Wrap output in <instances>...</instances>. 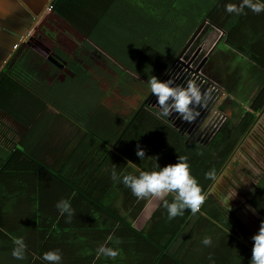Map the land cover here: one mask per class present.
<instances>
[{
  "label": "crops",
  "instance_id": "1",
  "mask_svg": "<svg viewBox=\"0 0 264 264\" xmlns=\"http://www.w3.org/2000/svg\"><path fill=\"white\" fill-rule=\"evenodd\" d=\"M49 1L0 0V264H49L43 254L57 250L59 264H250L251 237L264 221V11L245 8L237 15L227 12L225 5L242 0H216L215 22H203L215 37L208 51L222 39L231 53V59L225 54L223 65L235 75L232 80L218 75L229 105L238 107V95L249 89L243 111L235 116L248 111L257 117L222 162L213 154L239 117L217 142L213 137L205 142L187 138L182 127L165 123L152 109L144 108L138 115L133 111L126 120L121 110L102 103L93 117L86 112L78 120L44 100L36 84L46 86L62 80L63 74L71 76L51 47L69 54L77 47L56 27L57 23L69 32L51 15ZM41 23L54 24L48 28L55 31L57 44L46 30H37ZM226 37L248 55L227 45ZM47 55L63 67H56ZM234 55L241 59L235 67ZM89 63L80 61L85 68ZM240 67L243 79L234 80ZM248 84L250 88L242 87ZM65 91L71 99L72 92ZM259 91L262 95L257 96ZM253 105L259 110L253 112ZM138 148L145 158L136 155ZM178 156L188 157L190 173L206 195L195 215L185 209L169 219L162 201L137 199L121 179H112L114 168L118 176L134 171L129 161L152 171L158 170L156 163L161 168L176 163ZM213 169L217 179H207L205 173ZM166 199L172 202L173 196ZM61 200L69 202L71 218L56 207ZM21 237L25 257L16 259L13 241ZM205 237L211 238V245L202 243ZM100 245L119 255H98Z\"/></svg>",
  "mask_w": 264,
  "mask_h": 264
},
{
  "label": "trees",
  "instance_id": "2",
  "mask_svg": "<svg viewBox=\"0 0 264 264\" xmlns=\"http://www.w3.org/2000/svg\"><path fill=\"white\" fill-rule=\"evenodd\" d=\"M215 6L216 0H50L51 15L65 23L69 32L62 30V25L56 23L57 28L62 32L66 31L72 40V34L78 36L79 43L82 44L77 45L72 54L65 53L58 47H51L52 53L59 61L66 63L65 67L71 74H63L62 87L72 92L70 100L74 101L76 97L73 94L87 83L91 89L88 101H93V106L102 108L101 97L103 92L108 91L102 92L90 69L80 64L82 60L90 61L87 59L89 55L97 53L110 62L105 67L114 72L117 77L115 84L119 86L124 87L123 77L129 74L145 83L151 76L160 80L195 29L204 21L207 24L215 22ZM225 43L248 55L247 52L240 51L238 45L230 42L227 37ZM80 50H84L85 55L79 54ZM14 67L19 68L17 63ZM9 75L16 78L12 72ZM56 81L58 80H52L46 86L36 84L37 92L42 91L40 96L63 113L70 112L73 118L84 119L83 113L78 114L73 108L74 105H69V101L57 93ZM24 86L32 89L30 85ZM260 93L262 95V91H259L257 96ZM261 99L262 96L257 100ZM140 102L143 99H139V104L133 110L137 115L146 108ZM77 106L81 107V104L78 103ZM256 106L253 105L250 109L253 112L258 111ZM256 119L253 113L243 112L213 156L220 155L222 162H225L233 144L243 139ZM126 120L123 119L122 124Z\"/></svg>",
  "mask_w": 264,
  "mask_h": 264
},
{
  "label": "clouds",
  "instance_id": "3",
  "mask_svg": "<svg viewBox=\"0 0 264 264\" xmlns=\"http://www.w3.org/2000/svg\"><path fill=\"white\" fill-rule=\"evenodd\" d=\"M245 8L259 14L264 11V3H260L259 0H242L239 5L234 3L225 5L227 12L237 15L242 14ZM147 84L151 94L157 97V105L161 109L160 115L169 117L174 112L183 122L187 123L193 122L200 114L197 109L206 106L211 99L210 93L202 92L201 86L192 79L187 80L185 85H180L176 84L172 78L161 81L156 76H151ZM136 155L140 159L145 158V153L140 148L137 149ZM187 160V156H178L176 163L168 164L162 168L156 163L158 170L152 171L141 170L136 164L129 161L127 166L134 171L126 174L121 173L118 176L114 168L112 179H121L137 199L153 197L162 201L163 207L167 209L169 219L183 215L185 209H189L195 215L205 203L206 195L203 194L196 178L191 175ZM205 177L216 180L215 170L205 173ZM169 195L173 196L172 202L166 199ZM56 207L61 214L68 213L69 218L73 215V210L67 200L59 201ZM251 239L253 247L250 264H264V221H261L258 233ZM13 242L15 247L12 250V256L16 259H24L26 245L23 238H15ZM117 243H119L118 240ZM202 243L205 246L211 245V238L205 237ZM97 252L98 255L103 254L112 259L119 255L118 250L105 245H100ZM42 258L49 264H59L61 261L58 250L45 252Z\"/></svg>",
  "mask_w": 264,
  "mask_h": 264
},
{
  "label": "rangeland",
  "instance_id": "4",
  "mask_svg": "<svg viewBox=\"0 0 264 264\" xmlns=\"http://www.w3.org/2000/svg\"><path fill=\"white\" fill-rule=\"evenodd\" d=\"M44 25L46 26L43 27ZM49 26L54 27V24L44 23L42 25L41 23L37 30L40 32L42 30L43 31L46 30V34L48 38L50 37V40L53 43L57 44V41L54 40L55 37L53 36L55 31H50V28H48ZM61 28L62 30L65 29L63 26H61ZM211 30L212 28L209 25L207 24L204 25V23H202L197 28V30L192 33L191 37L186 41L184 47L182 48L180 53H178L177 57H175V59L169 65L165 74L160 78V80L167 81L168 79L172 78L176 84L185 85L186 80L184 78V73H186V68H188V66L195 68V66H198L197 63L200 64V62H202L203 65H202V68L199 69V71L207 79L215 82L219 86L221 91L223 92V96H224L223 103L220 104V107H219V109L222 110V112L220 111V113L223 115V120L219 128L220 133H217L216 135L213 136V142L214 141L217 142L220 139L221 135L231 130L234 120L237 119V117H240L238 114L243 111L242 105L247 102L245 101L246 99L244 100L243 98L245 97V94L249 92V89L248 91H244L238 95L239 96L238 101L240 104L238 105V107L234 105V107L236 108L233 109L232 105H229V99H228V96L225 94L222 84L218 82L219 73L221 74L222 77L227 76V77H230V79L233 77V74L235 75V73H231L232 68L226 67L225 64L223 65V61L227 59L225 54H228L230 50L222 42V39H221L219 40L218 43L216 42L217 45L215 47V50L212 48L211 50L208 51L210 44L215 38L214 36H212L213 30L212 31ZM72 38H74V40L76 41L75 43H77V45H82L81 43H79L78 36L76 37L72 34ZM65 42L68 43L66 40ZM74 48L76 49L75 46L73 47V49ZM79 54L85 55L84 50H80ZM230 55L231 53H229L228 58H230ZM31 57L32 59H35V56L31 55ZM238 58H236V56L234 55L233 62H232L234 63V67L237 66V64L241 61V59L239 60ZM87 59L92 61V63L88 64V68L90 69L89 71L91 72L93 78H96L98 82L100 81L102 84H104L103 86L102 85L100 86L104 88V91H108L109 93V95H107L101 90L104 94L103 97H101V103H107L106 105H108L109 107H112L113 109L121 110L120 114H122V117L127 118L131 114V112L134 110V108L139 104L138 103L139 99H141V101L143 99V102H140L142 107H146V109L155 110L154 112H156L165 123H170L172 125L176 124L177 121L174 120L176 118L175 115H177L176 113L173 112L175 115L172 113V115L169 117L160 115L161 109L159 105H157V97L154 94H151L147 83H145L144 81H142L140 78L136 77L135 75L129 74L123 77L125 78L124 87L119 86L115 84L117 77L115 76L114 72L110 68L108 69L107 67H105L106 64L110 65L109 61H105L104 57H102L98 53L93 54V56L89 55V58ZM241 65H244V64H241ZM237 70L240 76L239 77L235 76L233 79L234 80L240 79V78L243 79L242 77L243 70H244L243 67L242 68L240 67ZM40 76H41V73H40ZM56 82H57L56 87L58 91L57 93L60 96H63V97L65 96L66 97L65 99L69 101V105L70 103H72L74 105L73 107L74 110H77L78 114L87 112V116L91 115L93 117V113H96V111L99 108L96 107V105L93 106V101H88V97L91 93V89L88 88L89 85L87 83H85L82 87H80L76 91V94L75 93L73 94V97H76V100L71 101L69 98V94L62 87V82H64L63 79L58 80ZM242 87H244V89H247V88H250L251 86L250 84H248V85H243ZM239 92H241V90H239ZM78 103L81 104V107L77 106ZM230 108L232 110H230ZM235 113H238L237 114L238 116H235ZM88 121H87V124H90V122ZM178 122L181 123L180 119L178 120Z\"/></svg>",
  "mask_w": 264,
  "mask_h": 264
},
{
  "label": "built area",
  "instance_id": "5",
  "mask_svg": "<svg viewBox=\"0 0 264 264\" xmlns=\"http://www.w3.org/2000/svg\"><path fill=\"white\" fill-rule=\"evenodd\" d=\"M199 69L200 68L198 66H195V68L188 66V68H186V73H184V78L186 81L189 79L194 80L197 84L201 86L202 92L208 91L211 95V99L207 102L206 106L197 109L200 113L197 118L200 117L203 118V120L200 119L199 122H196L198 125L195 127L192 126L193 122H183L179 118V116L177 117V115H175L174 113L173 114L176 117L174 120L177 121L175 125L178 124L180 127H182L185 132V135L189 132L194 135L193 138L208 142L209 140H211V137H213L216 132V129L219 127L223 120V115L220 113V111L222 112V110H220L219 107L220 104L223 103L224 96L219 86L212 80L207 79L199 71ZM179 119L181 123L178 122Z\"/></svg>",
  "mask_w": 264,
  "mask_h": 264
},
{
  "label": "flooded vegetation",
  "instance_id": "6",
  "mask_svg": "<svg viewBox=\"0 0 264 264\" xmlns=\"http://www.w3.org/2000/svg\"><path fill=\"white\" fill-rule=\"evenodd\" d=\"M197 65H198V63H197ZM202 65H203L202 62H200V64L198 65V67H199V68H202ZM200 119L203 120V118H200V117L197 118V117H196V119H195V120L193 121V123H192V126H195V127H196V126L198 125L196 122H199ZM204 125H205V124H204ZM185 136H186L187 138H191V137H193L194 135H193L192 133H189V132H188ZM211 139H212V137H211Z\"/></svg>",
  "mask_w": 264,
  "mask_h": 264
},
{
  "label": "water",
  "instance_id": "7",
  "mask_svg": "<svg viewBox=\"0 0 264 264\" xmlns=\"http://www.w3.org/2000/svg\"><path fill=\"white\" fill-rule=\"evenodd\" d=\"M46 59L60 69L63 67V65L58 63L57 60L52 55H47Z\"/></svg>",
  "mask_w": 264,
  "mask_h": 264
}]
</instances>
